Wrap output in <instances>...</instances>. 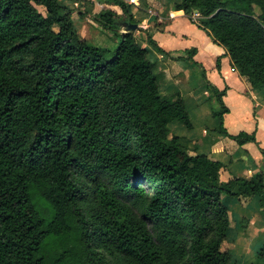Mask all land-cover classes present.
<instances>
[{"label": "trees", "instance_id": "16d2710c", "mask_svg": "<svg viewBox=\"0 0 264 264\" xmlns=\"http://www.w3.org/2000/svg\"><path fill=\"white\" fill-rule=\"evenodd\" d=\"M99 2L92 19L112 32V52L80 36L61 0H0V264H236L224 200L264 211V174L222 182L221 162L170 133L174 122L191 129L183 98L161 91L142 30L121 32L140 24L131 6ZM166 6L264 88V0ZM211 89L218 133L253 142L226 133L225 92Z\"/></svg>", "mask_w": 264, "mask_h": 264}, {"label": "crops", "instance_id": "0c3cea01", "mask_svg": "<svg viewBox=\"0 0 264 264\" xmlns=\"http://www.w3.org/2000/svg\"><path fill=\"white\" fill-rule=\"evenodd\" d=\"M166 3V0H128L134 18L140 21V33L151 35L162 49V52H156L147 48L160 75L161 91L164 94L179 93L186 110L189 108L191 129L183 132V125L176 123L178 132H183L180 137L191 154L207 155L222 163V182L233 177L250 179L264 174V101L257 89H252L234 70L225 49L214 44L186 16L170 10ZM196 80L201 81V86L194 87ZM211 88L225 92L221 100L227 109L222 117L226 133L230 136L252 135L253 142L238 145L218 133L217 123L207 109V101L214 100ZM224 201L231 225L228 234L244 230L243 235L233 238L235 249H249L253 238L264 235V211L250 199L225 198ZM242 222L245 224L241 225Z\"/></svg>", "mask_w": 264, "mask_h": 264}, {"label": "rangeland", "instance_id": "374dc122", "mask_svg": "<svg viewBox=\"0 0 264 264\" xmlns=\"http://www.w3.org/2000/svg\"><path fill=\"white\" fill-rule=\"evenodd\" d=\"M100 0H77L76 2H70L68 0H61V5L67 6L76 13H74V18H75V23L74 27L75 30L80 34V36L85 39L88 43L101 48V49H106L109 51H113L116 46L117 42L115 39H112V32L109 31H103L102 28L93 21V16L97 14L101 8L102 4L99 2ZM126 4H128V0H123ZM167 2H179L180 0H166ZM146 9H149L146 5H144ZM151 10L154 11L153 8H150ZM37 10L43 14V9L41 7H37ZM83 12H87L90 14V16L84 15L83 17H80L79 15ZM139 26V25H138ZM121 32H124L121 30ZM134 34H137L135 31ZM146 36L147 35H137V39L139 40L138 42L143 46L144 48H152L150 45L146 43ZM152 39V36H151ZM153 40V39H152ZM154 41V40H153ZM182 45H179L181 47ZM155 51V50H154ZM157 52V51H156ZM191 63H194L193 61ZM196 64V63H195ZM197 70V69H196ZM199 71V70H198ZM194 87H199L201 86V81L196 80V83L194 84ZM161 86V84H160ZM258 95L261 97V100L263 101L264 98V88H260L257 90ZM208 105V110L209 112L213 110H216L218 108L217 103L211 99L210 101H207ZM189 108L187 107V110ZM192 120L197 123L196 118L192 117ZM177 122H174V124L169 125V130L170 133L175 135L177 134L178 136H182L183 132H186V128L183 126V132H178V130L175 128ZM190 130V129H187ZM188 132V131H187ZM245 224L244 222L241 223V225ZM244 230H239L237 233H234L233 235L230 233L228 234L227 240L230 242V252L232 255V259L236 264H264L263 261L259 260L257 258V253L260 251V247L264 243V235H261V237L258 238H251L254 242L249 243V249L245 248H239L236 250L235 249V243L233 241V238L237 237V235H243ZM233 236V237H232ZM250 239V240H251ZM251 240V241H252Z\"/></svg>", "mask_w": 264, "mask_h": 264}, {"label": "water", "instance_id": "95a60500", "mask_svg": "<svg viewBox=\"0 0 264 264\" xmlns=\"http://www.w3.org/2000/svg\"><path fill=\"white\" fill-rule=\"evenodd\" d=\"M123 28H124L123 33H134L139 29V26L136 24H124Z\"/></svg>", "mask_w": 264, "mask_h": 264}]
</instances>
